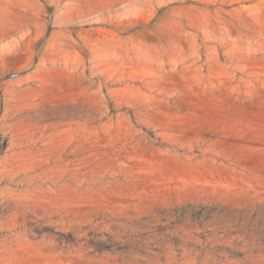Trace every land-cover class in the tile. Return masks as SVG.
I'll return each instance as SVG.
<instances>
[{
  "label": "rangeland",
  "instance_id": "obj_1",
  "mask_svg": "<svg viewBox=\"0 0 264 264\" xmlns=\"http://www.w3.org/2000/svg\"><path fill=\"white\" fill-rule=\"evenodd\" d=\"M0 264H264V0H0Z\"/></svg>",
  "mask_w": 264,
  "mask_h": 264
}]
</instances>
